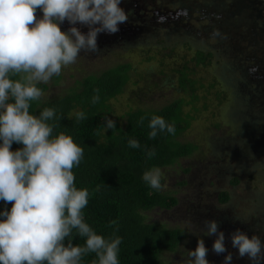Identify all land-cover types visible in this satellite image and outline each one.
Returning <instances> with one entry per match:
<instances>
[{
    "label": "trees",
    "instance_id": "16d2710c",
    "mask_svg": "<svg viewBox=\"0 0 264 264\" xmlns=\"http://www.w3.org/2000/svg\"><path fill=\"white\" fill-rule=\"evenodd\" d=\"M133 1L131 4L141 8L146 20V31L138 34L139 37L147 35L146 39L153 40L166 32L165 42L173 40L195 49L193 59L177 70L178 90L186 93L190 101L186 103L184 99H177L161 109L130 111L123 127L115 124L114 129L107 131L104 125L105 117L111 110L110 102L125 92L131 79V65L122 64L98 75L84 77L71 93L44 102H31L30 113L39 115L44 108H53L57 119L50 123L58 125L54 131L65 132L83 148V160L73 172L75 186L89 192L88 204L82 210L84 222L105 238L113 237V234L122 238L119 264H166L164 254L176 252L185 241L186 234L182 229H168L160 223L148 221L147 214L156 209L169 211L178 204V200L161 190L152 189L142 180V175L153 167L163 169L174 166L198 150L196 144L180 140L195 119L199 100L197 92L204 89L197 79L198 67L213 65L220 71L217 72L219 77L214 76L211 87L215 86V82L224 83L228 87V95L240 103L238 107L242 111L252 109L259 99L264 110V91L260 92L258 85L252 83V76L246 70L258 64L251 61L248 50H233L229 42L233 40L239 45L249 46L253 55L263 54L264 45L257 42L261 36L264 37V2ZM211 38L215 39L214 44ZM242 54H245L246 62L241 58ZM37 86L43 92L48 89L43 83ZM94 89H99L100 96L96 104L91 102ZM187 106L192 110L188 111ZM77 112H83L85 118L77 121ZM153 115L161 116L174 125L175 133L158 131L157 136L150 139L148 124ZM257 115L252 117V134L257 132ZM141 117L145 119L138 123ZM130 139L137 140L140 147H129ZM22 147V144L13 142L11 150ZM149 151L155 152L151 159L147 155ZM230 200L228 193H221L222 204ZM11 207L12 203L0 200V212ZM113 220L117 223L109 226ZM70 239L74 246L85 243V238L76 234L75 230ZM64 243L67 245L68 238ZM96 259L95 253H89L83 256L81 264H92Z\"/></svg>",
    "mask_w": 264,
    "mask_h": 264
},
{
    "label": "clouds",
    "instance_id": "9594fccd",
    "mask_svg": "<svg viewBox=\"0 0 264 264\" xmlns=\"http://www.w3.org/2000/svg\"><path fill=\"white\" fill-rule=\"evenodd\" d=\"M121 0H0V200L12 203L10 210L0 212V264H81L83 256L95 253L92 264H119L122 238H105L84 222L82 210L89 192L75 186L74 167L83 160L84 150L58 126L53 108L39 115L30 113L31 102L43 91L37 85L59 76L63 67L76 62L83 52H98L97 36L114 34L128 15L119 6ZM41 9L43 17L35 13ZM65 20L73 25L61 31ZM86 25L85 34L75 27ZM99 25V26H96ZM18 77V78H14ZM91 102L100 100L94 89ZM85 118L76 113V120ZM61 119V118H59ZM141 117L138 123H142ZM105 128L114 129L115 121L105 117ZM150 139L158 131L174 134L175 127L161 116L149 121ZM13 142L23 147L11 150ZM136 149L135 139L128 141ZM151 159L154 151L147 153ZM142 180L152 189L161 190L162 172L158 167L146 170ZM115 220L110 222L114 225ZM207 235H215L213 251H226L222 231L215 220H205ZM73 230L85 243L73 245ZM65 238L68 243L65 245ZM232 246L239 257L247 256L251 264L264 262V243L257 235L249 237L237 229L231 233ZM208 249L199 239L189 251L187 264H209ZM229 252L224 264H230Z\"/></svg>",
    "mask_w": 264,
    "mask_h": 264
},
{
    "label": "rangeland",
    "instance_id": "374dc122",
    "mask_svg": "<svg viewBox=\"0 0 264 264\" xmlns=\"http://www.w3.org/2000/svg\"><path fill=\"white\" fill-rule=\"evenodd\" d=\"M130 35L126 32L125 36L97 40L98 52L95 53L81 51L76 62L63 67L59 76H53L48 83L41 82L48 89L39 100L44 102L66 95L77 89L78 82L86 76L129 64L132 67L130 82L125 92L110 102L108 118L115 124L123 127L130 111L161 109L177 99L188 103V95L178 90L177 70L193 59L195 49L173 40L165 42L166 32L153 40L146 39L147 35L132 36L131 32ZM214 38L210 39L212 44ZM229 42L233 50H248L251 61L258 64L246 70L252 76V83L263 92L264 52L253 55L249 46L233 40ZM257 43L264 45V37L261 36ZM242 55L246 62L245 54ZM217 72L220 71L213 65L197 68V79L204 89L197 92L195 119L180 140L196 144L198 150L174 166L160 169L161 191L175 196L178 204L169 211L156 209L147 214L148 221L168 229H182L186 234L176 252L164 254L166 264H187L189 251L195 250L199 239H203L208 249L209 264H220L217 258L227 249L233 251L228 245L224 253L213 251L217 237L207 235L205 220H215L218 231L224 236L239 229L249 237L259 236L264 243V146L259 147L264 143L256 131L252 134L250 130L254 115L258 114V120L264 119L261 99L252 109L242 111L238 107L240 103L228 95L224 83L215 82L211 87L214 76L219 77ZM189 106L188 111L192 110ZM256 122L257 129L264 132V120ZM222 192L231 197L227 204L220 201ZM233 261L251 264L247 256L241 258L238 252Z\"/></svg>",
    "mask_w": 264,
    "mask_h": 264
},
{
    "label": "flooded vegetation",
    "instance_id": "af4514ba",
    "mask_svg": "<svg viewBox=\"0 0 264 264\" xmlns=\"http://www.w3.org/2000/svg\"><path fill=\"white\" fill-rule=\"evenodd\" d=\"M131 0H121L120 2V7L125 11V13L128 15V20L125 23L119 24L122 26L126 31L122 34H117L118 36H125L126 32L127 35H130V32L132 33V36H138V34H141L146 31L144 23H146L145 20V15L142 14L141 8L139 9L138 7H135L134 5L131 4ZM37 19L43 17V12L41 9H37L35 13ZM61 31L67 32L70 27L73 25L69 24L67 20H65L63 23L60 25ZM75 27L79 28L82 33H87L89 31L88 27L86 25H82L80 23H77L74 25ZM99 26V25H96ZM138 32V34H137ZM116 36V35H115ZM111 36V37H115ZM107 36L106 34L104 35L103 33H100V35L97 36V40L100 41L101 39H107L111 38ZM264 119H260L258 121H263ZM257 133L259 134V137L261 138L262 142L264 143V132H261V130L257 129ZM264 145L259 144V147H263ZM258 148V147H257Z\"/></svg>",
    "mask_w": 264,
    "mask_h": 264
},
{
    "label": "water",
    "instance_id": "95a60500",
    "mask_svg": "<svg viewBox=\"0 0 264 264\" xmlns=\"http://www.w3.org/2000/svg\"><path fill=\"white\" fill-rule=\"evenodd\" d=\"M131 1H133V0H131ZM133 2H134V1H133ZM133 2H132V3H133ZM135 3H136V2H135ZM164 20H165V19H164ZM125 31H126V29H124L122 26L119 25V31H117V32L114 33V34H109V33H107V32H101V33L106 34L107 36L111 37V36H115V35H117V34H122V33L125 32ZM228 234H229V235H227V236L225 235L224 244H225V245H228V248L233 249V251H228V249H227V252H226V253H224L223 255L219 256L217 259H218V261L220 262V264H224V259H225V257L228 255L229 252L232 254V260H231L230 264H235L234 261H233V259H234V257L236 256V254H237V252H238V249H236V248H234V247L232 246L231 233H228ZM229 250H230V249H229Z\"/></svg>",
    "mask_w": 264,
    "mask_h": 264
}]
</instances>
